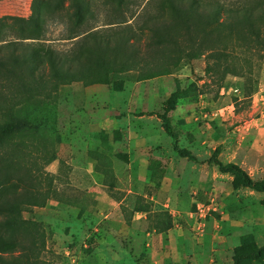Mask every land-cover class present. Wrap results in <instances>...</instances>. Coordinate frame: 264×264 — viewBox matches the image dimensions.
Instances as JSON below:
<instances>
[{
    "label": "rangeland",
    "instance_id": "374dc122",
    "mask_svg": "<svg viewBox=\"0 0 264 264\" xmlns=\"http://www.w3.org/2000/svg\"><path fill=\"white\" fill-rule=\"evenodd\" d=\"M99 2L90 0L94 15ZM69 3L63 0V13L72 11ZM54 5L0 0V27ZM47 21L46 45L67 48L64 26ZM137 38L142 43L144 33ZM139 75L128 70L108 73L107 83L62 84L17 106L16 132L40 164L36 179L48 184L43 205L20 213L43 232L41 258L48 264H232L236 257L235 264H264V251L253 254L264 245V192L209 162L236 164L264 181V47L234 46L209 71L202 55L181 60L168 74ZM141 129L148 134L145 147L108 139L109 131L129 136L130 130L132 137ZM18 186L0 182V193Z\"/></svg>",
    "mask_w": 264,
    "mask_h": 264
},
{
    "label": "trees",
    "instance_id": "16d2710c",
    "mask_svg": "<svg viewBox=\"0 0 264 264\" xmlns=\"http://www.w3.org/2000/svg\"><path fill=\"white\" fill-rule=\"evenodd\" d=\"M71 1L70 14L63 13V0H55L54 7L32 8L27 18L14 17V26L0 27V182H19L17 190L0 193V264H48L41 258L42 230L20 215L23 207L42 206L48 188L36 179L40 164L28 157L16 132L17 106L33 92H54L77 81L107 83L108 73L128 70L140 72L139 79L151 78L202 55L209 71L225 62L234 46L264 47V0H100L96 15L90 0ZM47 18L64 26L67 48L46 45ZM209 162L264 192V181L236 164ZM263 251L264 245L253 254Z\"/></svg>",
    "mask_w": 264,
    "mask_h": 264
},
{
    "label": "crops",
    "instance_id": "0c3cea01",
    "mask_svg": "<svg viewBox=\"0 0 264 264\" xmlns=\"http://www.w3.org/2000/svg\"><path fill=\"white\" fill-rule=\"evenodd\" d=\"M112 108H115V107L113 106ZM119 109H121V107H119ZM90 110H92V108H90ZM90 125H91V120H89V127H90ZM128 132H129V136H128V134H125L123 136H118L114 133V131L113 132L109 131L108 139L112 143L122 142V144H124V143L126 144V142H127L128 146H130V147H138L139 148V147H145V145H147V141H146L148 139L147 132H145V131L142 132V129H141V132L138 135H136L134 132H132L133 133L132 137H131V131L128 130ZM134 136H136L139 139L135 138Z\"/></svg>",
    "mask_w": 264,
    "mask_h": 264
}]
</instances>
